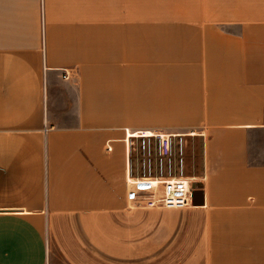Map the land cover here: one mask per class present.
Instances as JSON below:
<instances>
[{
    "label": "crops",
    "instance_id": "crops-1",
    "mask_svg": "<svg viewBox=\"0 0 264 264\" xmlns=\"http://www.w3.org/2000/svg\"><path fill=\"white\" fill-rule=\"evenodd\" d=\"M140 133L203 206L129 202ZM0 264H264V0H0Z\"/></svg>",
    "mask_w": 264,
    "mask_h": 264
},
{
    "label": "built area",
    "instance_id": "built-area-1",
    "mask_svg": "<svg viewBox=\"0 0 264 264\" xmlns=\"http://www.w3.org/2000/svg\"><path fill=\"white\" fill-rule=\"evenodd\" d=\"M64 80L69 74L63 75ZM184 138L164 134L128 135L130 159H141L143 176L128 181V200L146 209H183L193 207L194 178L184 176ZM156 169V175L153 171ZM178 170L177 173L174 170ZM129 174H132V166Z\"/></svg>",
    "mask_w": 264,
    "mask_h": 264
},
{
    "label": "rangeland",
    "instance_id": "rangeland-1",
    "mask_svg": "<svg viewBox=\"0 0 264 264\" xmlns=\"http://www.w3.org/2000/svg\"><path fill=\"white\" fill-rule=\"evenodd\" d=\"M192 141V140H191ZM187 139L185 143V151H186V162L184 166V176L194 178L196 181L195 186H198L199 179L203 176V146L202 142L199 141H192ZM141 159L135 162V167L137 170L144 171L142 169ZM175 173L178 170H174ZM143 174V173H142ZM153 175H156V169L153 171Z\"/></svg>",
    "mask_w": 264,
    "mask_h": 264
},
{
    "label": "water",
    "instance_id": "water-1",
    "mask_svg": "<svg viewBox=\"0 0 264 264\" xmlns=\"http://www.w3.org/2000/svg\"><path fill=\"white\" fill-rule=\"evenodd\" d=\"M204 204V193L202 191L201 183L194 187L193 191V206H203Z\"/></svg>",
    "mask_w": 264,
    "mask_h": 264
},
{
    "label": "trees",
    "instance_id": "trees-1",
    "mask_svg": "<svg viewBox=\"0 0 264 264\" xmlns=\"http://www.w3.org/2000/svg\"><path fill=\"white\" fill-rule=\"evenodd\" d=\"M202 185V184H201Z\"/></svg>",
    "mask_w": 264,
    "mask_h": 264
}]
</instances>
